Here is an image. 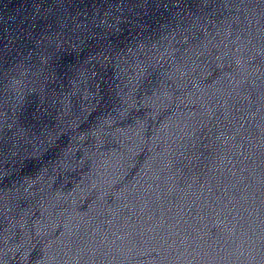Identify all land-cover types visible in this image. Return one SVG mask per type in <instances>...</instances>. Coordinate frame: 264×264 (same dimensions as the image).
I'll use <instances>...</instances> for the list:
<instances>
[{"label":"water","instance_id":"water-1","mask_svg":"<svg viewBox=\"0 0 264 264\" xmlns=\"http://www.w3.org/2000/svg\"><path fill=\"white\" fill-rule=\"evenodd\" d=\"M0 264H264V0H0Z\"/></svg>","mask_w":264,"mask_h":264}]
</instances>
